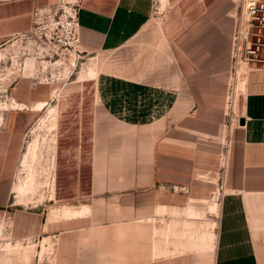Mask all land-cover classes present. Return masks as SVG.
Segmentation results:
<instances>
[{
	"label": "crops",
	"instance_id": "0c3cea01",
	"mask_svg": "<svg viewBox=\"0 0 264 264\" xmlns=\"http://www.w3.org/2000/svg\"><path fill=\"white\" fill-rule=\"evenodd\" d=\"M57 1L0 0V48L31 28L35 8ZM151 6L82 0V54L120 59L103 69V58L101 76L85 79L92 94L74 143L81 155L63 164L81 167L80 175L59 173L57 180V197L87 203L72 206L83 213L54 220L51 210L14 212L16 231L52 236L53 252L37 263L0 254V264H264V72L241 79L226 129L230 4L180 17L158 38L142 40ZM160 44L168 61L158 55ZM15 81L5 102L17 106L0 112V217L21 138L32 111L46 102ZM223 149L222 187L212 205Z\"/></svg>",
	"mask_w": 264,
	"mask_h": 264
},
{
	"label": "rangeland",
	"instance_id": "374dc122",
	"mask_svg": "<svg viewBox=\"0 0 264 264\" xmlns=\"http://www.w3.org/2000/svg\"><path fill=\"white\" fill-rule=\"evenodd\" d=\"M226 1L230 4L226 14L233 22L232 46L235 20L240 14H244L248 0ZM220 2L225 0H152L149 16L145 18L140 29L141 36H144L142 40L159 36L161 29H167L170 24L175 27L178 18L181 17L183 20L185 15L197 16L201 9L209 8V13L213 14ZM158 52L163 61H168L167 52L162 44L159 45ZM90 57L53 51L41 44L34 35L13 36L0 48V112L10 106H17L15 102L10 104L5 102L15 79V83L30 84L33 91L39 93V99L46 101L41 108L37 107L32 111L33 119L19 143L11 177L12 193L8 199L9 206L0 217V221L2 218H9L13 241L0 251L1 255L21 254L25 259L34 256L37 263L43 260L42 255L53 252L52 236L48 237V234L41 232L26 233L22 230L20 234L16 231L13 214L17 210V213L32 211L46 213L51 210L49 220L57 219L60 214L70 216L83 213L82 210H74L72 206H81L87 201L78 196L57 197V180L59 173L69 178L74 174V170H77V174L80 175L81 167L68 165L64 167L63 164L65 162L68 164L69 160L80 158L81 155L79 146L74 150V143L79 141L80 136L76 135L77 127L83 123L79 116L82 111L83 113L88 111L82 106L85 105V108L88 106L86 100L92 94L91 81L85 79L101 76L103 70L100 66L103 58L106 59L105 64L108 60L103 69L120 64L119 58L107 53L97 54L91 59ZM238 70L243 78L231 80L235 72L232 66L229 69L225 103L226 129L230 127L231 120L235 119V104L242 95L241 79L245 80L249 72H264L248 70L244 66ZM76 115L78 117H75ZM219 160L218 178L212 192V205H218L219 202L225 161L224 149ZM20 264H26L25 260Z\"/></svg>",
	"mask_w": 264,
	"mask_h": 264
},
{
	"label": "built area",
	"instance_id": "2783aa9c",
	"mask_svg": "<svg viewBox=\"0 0 264 264\" xmlns=\"http://www.w3.org/2000/svg\"><path fill=\"white\" fill-rule=\"evenodd\" d=\"M81 5L82 0H58L35 8L31 28L21 35H34L53 51L79 56L82 54L79 39ZM235 24L230 54L233 71L243 66L248 70L264 71V0H248L244 14L236 18ZM8 222V217L0 221V251L13 241L12 226Z\"/></svg>",
	"mask_w": 264,
	"mask_h": 264
},
{
	"label": "bare ground",
	"instance_id": "6f19581e",
	"mask_svg": "<svg viewBox=\"0 0 264 264\" xmlns=\"http://www.w3.org/2000/svg\"><path fill=\"white\" fill-rule=\"evenodd\" d=\"M248 75V74H247ZM243 78L242 75H240V70H237L232 76H231V80L232 79H238V78ZM246 77V76H245Z\"/></svg>",
	"mask_w": 264,
	"mask_h": 264
},
{
	"label": "water",
	"instance_id": "95a60500",
	"mask_svg": "<svg viewBox=\"0 0 264 264\" xmlns=\"http://www.w3.org/2000/svg\"><path fill=\"white\" fill-rule=\"evenodd\" d=\"M239 122H240V124H242L243 123V120L241 119V120H239Z\"/></svg>",
	"mask_w": 264,
	"mask_h": 264
}]
</instances>
